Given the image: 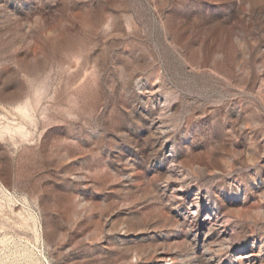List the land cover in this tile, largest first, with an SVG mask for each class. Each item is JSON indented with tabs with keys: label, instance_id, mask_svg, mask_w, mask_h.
<instances>
[{
	"label": "rangeland",
	"instance_id": "1",
	"mask_svg": "<svg viewBox=\"0 0 264 264\" xmlns=\"http://www.w3.org/2000/svg\"><path fill=\"white\" fill-rule=\"evenodd\" d=\"M0 264H264V0H0Z\"/></svg>",
	"mask_w": 264,
	"mask_h": 264
}]
</instances>
